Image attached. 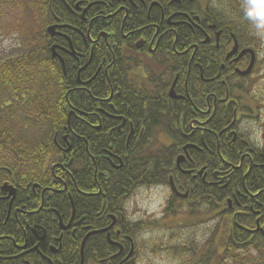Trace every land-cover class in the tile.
<instances>
[{"label":"flooded vegetation","instance_id":"1","mask_svg":"<svg viewBox=\"0 0 264 264\" xmlns=\"http://www.w3.org/2000/svg\"><path fill=\"white\" fill-rule=\"evenodd\" d=\"M241 1L42 2L30 51L39 55L30 61L42 64L44 79L3 104L46 103L60 112L65 102L66 128L73 118L75 133L60 142L56 131L51 153H41L26 176L0 169V264H80L81 255L83 264H132L140 233L192 229L198 221L216 220L222 241L252 236V246L254 236L264 239V150L239 129L264 124V41ZM252 7L264 11V0ZM225 110L233 114L228 124ZM228 141L237 166L221 156ZM215 157L220 167L209 173ZM146 158L163 168L166 184L118 182L126 162L141 169ZM198 185L215 189L220 204L187 202ZM160 188L162 216L148 221L170 226L130 221L134 193ZM226 215L236 232H226Z\"/></svg>","mask_w":264,"mask_h":264},{"label":"trees","instance_id":"2","mask_svg":"<svg viewBox=\"0 0 264 264\" xmlns=\"http://www.w3.org/2000/svg\"><path fill=\"white\" fill-rule=\"evenodd\" d=\"M46 1L29 0V2L23 4L20 1L17 3L5 2V8L0 11V18L5 17L4 13L8 9L16 8L20 10L23 8L24 11H29L34 16L39 26L45 11L42 2ZM36 32L38 33L39 31L36 30ZM35 39L37 40L39 37L36 35ZM38 55L37 52H30L17 58L0 61V169L17 172L23 176H26L25 172L27 169H37L36 164L39 163L38 156L41 153H51L52 140L56 131L60 133V142L63 136L68 135L67 138L70 139L75 133L73 118H70V128H66L67 107L65 102L64 110L60 109V112L56 109H51V105L47 107L46 103L33 105V107L23 104L18 106V109H13L12 106L3 104L5 100H11V97L16 93L25 92L29 81L39 82L38 80L44 79V74L40 67L42 64L38 65L36 62L30 61V58ZM39 96L34 95V98ZM63 96L60 95V100ZM68 100L72 103L71 96ZM232 115L231 111L225 110V124L230 122ZM59 122L60 127H58ZM229 150L230 143L228 141L225 143L224 149L221 150V156L227 162L237 166L238 157L233 152H229ZM131 162H134V165ZM156 163L157 161L146 158L140 169L137 167L136 160H130V162L125 163L121 175L123 177L120 176L118 182L130 186L129 180L133 179L143 186L166 184V173ZM220 163L216 157L213 159L209 158V173L218 170ZM202 164L203 162L198 160L197 165L200 166ZM197 165H195L194 169L199 168ZM245 186L247 188L246 183ZM239 189H242L240 183ZM195 201H199V203L200 201H207L210 203L209 206L212 207L220 202V196L215 189L209 187L204 190L198 185L192 190L187 202ZM191 207L192 211H194L195 204H189V209ZM212 210L215 209L213 208ZM224 224L228 229L226 232L237 231L234 227L231 228L229 215H226ZM137 226L158 229L169 227L170 224L162 221L144 220L138 223ZM218 230L219 228L216 227L214 236H211L200 247L193 246L189 248L185 244H180L179 248L187 256L183 264H264V239L262 236H254L255 243L251 246L249 241L252 236H224L222 241L221 237L218 236Z\"/></svg>","mask_w":264,"mask_h":264},{"label":"rangeland","instance_id":"3","mask_svg":"<svg viewBox=\"0 0 264 264\" xmlns=\"http://www.w3.org/2000/svg\"><path fill=\"white\" fill-rule=\"evenodd\" d=\"M19 1L22 4L29 2V0H0V11L5 8V2L17 3ZM243 1H241V12L250 21L258 41H264V22L261 18L264 11L252 7L260 0ZM30 15L32 16L29 11H24L23 8L20 10L11 8L4 13L5 17L0 18V61L29 54L32 46L37 44V41L32 40L33 34L36 30H40L34 16L32 21ZM259 56L264 59V46L261 47ZM239 129L242 135L253 142L255 146L264 150V124L254 128L249 123H243ZM165 194L166 191L161 188L151 191L137 190L127 202L129 220L161 218ZM179 223H187V218L181 216ZM193 225L195 227L192 229L179 228L174 225L171 230L159 229L140 233L135 237L136 253L132 264H183L187 256L184 255L185 253L179 248V245L185 244L189 248L194 245L200 247L211 238L210 235L216 227V220H209L208 223L203 222V224L198 221Z\"/></svg>","mask_w":264,"mask_h":264},{"label":"water","instance_id":"4","mask_svg":"<svg viewBox=\"0 0 264 264\" xmlns=\"http://www.w3.org/2000/svg\"><path fill=\"white\" fill-rule=\"evenodd\" d=\"M48 30H49V28H48ZM245 52H246V51H245ZM243 53H244V52H243ZM253 62H254V56H252L251 61H250V64H249L247 70L244 72V74H247V73L250 72L251 67H252V65H253ZM131 254H132V249H131L129 255H128V256L126 257V259L124 260V262L130 258ZM124 262H123V263H124ZM80 264H83V256H82V255H81V259H80ZM121 264H122V263H121Z\"/></svg>","mask_w":264,"mask_h":264}]
</instances>
